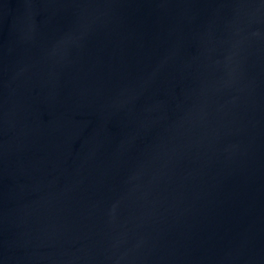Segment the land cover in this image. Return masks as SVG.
<instances>
[{
	"label": "water",
	"instance_id": "95a60500",
	"mask_svg": "<svg viewBox=\"0 0 264 264\" xmlns=\"http://www.w3.org/2000/svg\"><path fill=\"white\" fill-rule=\"evenodd\" d=\"M0 264H264V0H0Z\"/></svg>",
	"mask_w": 264,
	"mask_h": 264
}]
</instances>
